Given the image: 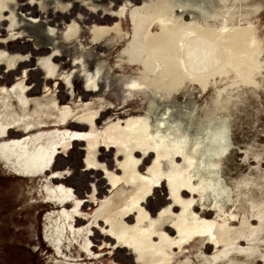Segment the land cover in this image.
Segmentation results:
<instances>
[{
  "label": "rangeland",
  "instance_id": "obj_1",
  "mask_svg": "<svg viewBox=\"0 0 264 264\" xmlns=\"http://www.w3.org/2000/svg\"><path fill=\"white\" fill-rule=\"evenodd\" d=\"M0 164L58 264H264V0H0Z\"/></svg>",
  "mask_w": 264,
  "mask_h": 264
},
{
  "label": "water",
  "instance_id": "obj_2",
  "mask_svg": "<svg viewBox=\"0 0 264 264\" xmlns=\"http://www.w3.org/2000/svg\"><path fill=\"white\" fill-rule=\"evenodd\" d=\"M0 264H57L1 166Z\"/></svg>",
  "mask_w": 264,
  "mask_h": 264
},
{
  "label": "bare ground",
  "instance_id": "obj_3",
  "mask_svg": "<svg viewBox=\"0 0 264 264\" xmlns=\"http://www.w3.org/2000/svg\"><path fill=\"white\" fill-rule=\"evenodd\" d=\"M155 5V4H154ZM152 6V5H151ZM160 7V6H159ZM128 18H130V20H131V23H130V30L128 29V26H126L124 23L125 22H121V24H117V25H114V26H110V27H107V28H96V32L98 31V32H100L101 34H103V36L105 35V36H107V37H109V38H111V39H114L115 37H116V35L117 34H115V32H117L118 30L117 29H119V28H121V29H125V28H127V35H128V37L131 39V41L132 42H130V44H131V49H132V47H134L136 44H137V42H138V40L141 38V36H142V34H141V31H142V29H143V27H142V19H139V18H137L136 16H134V13H133V11H132V14H128ZM133 19V20H132ZM126 26V27H125ZM203 34H211V33H209V32H202ZM115 35V36H114ZM123 35V34H122ZM122 35L121 34H118L117 36V39L116 40H119V38L120 37H122ZM207 36V35H206ZM70 38V37H69ZM70 40V39H69ZM116 40L114 41V42H116ZM212 42L213 41H211V40H209V39H205V40H196L194 43H193V45H192V52L193 53H191L192 55H193V57H195V61L197 60V57L199 56L204 62H208L209 64H211L212 63V61H213V59L215 58L214 57V47H211V44H212ZM119 43V42H118ZM220 46H221V44H220ZM226 46V45H225ZM199 65H200V63H199ZM225 94V93H224ZM219 96H220V94H219ZM0 166H1V164H0ZM2 167V166H1ZM3 169V168H2ZM3 171H4V169H3ZM4 173H5V171H4ZM5 175H6V173H5ZM7 176V175H6ZM7 178H8V176H7ZM8 180H9V178H8ZM10 181V180H9ZM18 195V194H17ZM18 197H19V195H18ZM19 199H20V197H19ZM20 201H21V199H20ZM22 202V201H21ZM22 204H23V202H22ZM23 206H24V204H23ZM24 208H25V206H24ZM26 209V208H25ZM26 211H27V209H26ZM38 232H39V230H38ZM48 247V246H47ZM48 249H49V247H48ZM49 251H50V249H49ZM50 253H51V251H50ZM53 256V255H52ZM53 258H54V256H53ZM54 260H55V258H54ZM56 261V260H55ZM56 263H57V261H56ZM58 264V263H57Z\"/></svg>",
  "mask_w": 264,
  "mask_h": 264
}]
</instances>
